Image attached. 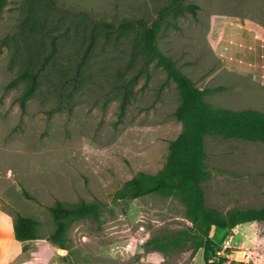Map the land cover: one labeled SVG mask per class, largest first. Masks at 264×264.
Instances as JSON below:
<instances>
[{
    "label": "rangeland",
    "instance_id": "rangeland-1",
    "mask_svg": "<svg viewBox=\"0 0 264 264\" xmlns=\"http://www.w3.org/2000/svg\"><path fill=\"white\" fill-rule=\"evenodd\" d=\"M51 2L117 28L106 34L86 15L51 8L47 0H0V264H204L202 248L189 242L167 250L124 246L140 223L148 240L166 239L191 223L176 197H113L138 172L158 171L182 130L174 115L181 102L175 81L156 58L143 66L134 40L137 24L119 27L122 21L150 24L159 16V51L196 86H225L205 95L207 102L261 110V90L223 71L208 29L212 15L244 13L264 26V0ZM26 18L37 23V32L23 27ZM47 54L51 58L22 110L18 97L25 82L19 73L40 66ZM203 143L210 173L203 182L206 206L222 212L264 206V143L208 135ZM56 201L99 206L97 218L71 223L65 248L48 239L55 228L49 207ZM17 214L39 222L38 238H14ZM209 237L219 246L229 239L231 246L227 257H211L212 264H264V222L212 227Z\"/></svg>",
    "mask_w": 264,
    "mask_h": 264
},
{
    "label": "trees",
    "instance_id": "trees-1",
    "mask_svg": "<svg viewBox=\"0 0 264 264\" xmlns=\"http://www.w3.org/2000/svg\"><path fill=\"white\" fill-rule=\"evenodd\" d=\"M134 24L140 27L134 40L135 46L143 55V66H147L152 59L156 58L177 85L181 102L176 107L174 115L181 123L182 130L169 142L166 160L158 171L138 172L127 179L114 192L113 197L133 199L147 194H157L161 197L178 198L185 208V217L191 223V227L182 229L166 239L148 240L145 244L157 250H167L189 242V246L194 250L202 248L204 264H212L210 258L215 256L216 248L219 247L209 237L212 227L232 229L241 223L264 222V206L259 208L233 207L224 212L206 206L203 182L209 178L210 173L204 162L206 158L204 137L208 135L264 143V111L214 108L204 99V96L225 89V86L203 88L196 86L175 66L171 58L161 53L155 41L159 21L150 27H145L148 24L140 20L122 21L119 28H131ZM92 25L102 26L106 34L109 29H113L107 23L92 22ZM36 26L37 23L29 18L23 20V27L29 32H37ZM50 56L45 55L40 66L26 67L19 73L18 77L25 82V87L18 97L22 110L27 98L35 91L39 72L51 58ZM133 80L134 78L128 84H131ZM125 86L121 106L126 102L129 89L128 85ZM49 212L55 228L48 239L58 247L65 248V234L71 223L87 216L97 218L99 206L96 203L82 202L69 207L56 201L53 206L49 207ZM38 225L37 220L17 214L12 224L14 238L19 242L38 238ZM220 260L223 261L225 258Z\"/></svg>",
    "mask_w": 264,
    "mask_h": 264
},
{
    "label": "crops",
    "instance_id": "crops-1",
    "mask_svg": "<svg viewBox=\"0 0 264 264\" xmlns=\"http://www.w3.org/2000/svg\"><path fill=\"white\" fill-rule=\"evenodd\" d=\"M240 1L245 3V0ZM208 39L224 72L248 78L261 90L263 107L260 111H264V26L245 13L212 15L209 18ZM232 256L238 258L237 255Z\"/></svg>",
    "mask_w": 264,
    "mask_h": 264
},
{
    "label": "built area",
    "instance_id": "built-area-1",
    "mask_svg": "<svg viewBox=\"0 0 264 264\" xmlns=\"http://www.w3.org/2000/svg\"><path fill=\"white\" fill-rule=\"evenodd\" d=\"M148 229L145 224L140 223L136 229L132 231L124 241V246L127 250H133L139 246L144 245L149 239ZM229 239H224L221 245L216 248L215 258L227 257L228 250L230 249Z\"/></svg>",
    "mask_w": 264,
    "mask_h": 264
},
{
    "label": "water",
    "instance_id": "water-1",
    "mask_svg": "<svg viewBox=\"0 0 264 264\" xmlns=\"http://www.w3.org/2000/svg\"><path fill=\"white\" fill-rule=\"evenodd\" d=\"M47 3L48 5L51 7V8H55V9H58V10H61V11H67V12H70V13H80V14H84L86 15L90 20L96 22L91 16H89L88 14H86L85 12L83 11H77V10H67V9H64L62 7H59L57 5H55L54 3L51 2V0H47ZM159 16L157 17V19L155 21H153L152 23L146 25L145 27H150L153 23H155L157 20H158ZM117 27L113 28V29H109V31H114L116 30Z\"/></svg>",
    "mask_w": 264,
    "mask_h": 264
}]
</instances>
